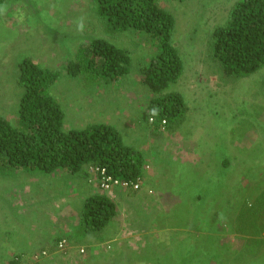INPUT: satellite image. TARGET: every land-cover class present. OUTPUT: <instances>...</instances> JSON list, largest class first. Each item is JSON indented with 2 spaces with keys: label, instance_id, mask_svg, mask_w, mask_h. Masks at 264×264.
<instances>
[{
  "label": "rangeland",
  "instance_id": "obj_1",
  "mask_svg": "<svg viewBox=\"0 0 264 264\" xmlns=\"http://www.w3.org/2000/svg\"><path fill=\"white\" fill-rule=\"evenodd\" d=\"M238 1L160 0L162 7L175 14L173 44L186 68L170 91H181L189 108L178 132H165L164 137V132L145 123L143 115L153 93L136 74L159 52L150 34L109 35L92 0H9L0 5V14L7 17L2 24L5 28H0V116L16 124L24 92L16 81L18 65L32 57L40 66L63 74L51 93L62 106L66 127L100 122L111 114L124 142L140 152L144 149V159L151 161L145 164L148 170H160V188L147 189L138 197L129 192L125 200L123 192L118 193L122 189L115 192L119 211L103 232L108 240L94 249L92 243L82 244L89 253L98 252L101 259L91 263L75 257L69 264H101L113 254L123 257V264H250L254 259L248 254L257 244V254H264V231L239 233L232 227L244 202L255 200L264 190V66L247 76L227 77L209 56L215 29L228 23L230 9ZM98 35L130 52L135 73L115 85L85 88L82 80L67 72L66 65L82 41ZM91 109L96 112L89 113ZM25 171L38 173L30 168ZM40 174L51 185L46 174ZM15 178L14 170L0 168V192L11 190L14 183L10 181ZM86 178L88 192L97 193ZM79 183L75 179L69 190L75 193ZM160 193L163 198L158 197ZM198 194L202 203H198ZM82 198L69 199V210L80 214ZM44 214L34 208L24 213L27 219L35 217V223ZM16 220L21 222L17 216ZM75 235L81 237L82 231L76 229ZM117 238L112 249H107L105 243ZM209 242L218 250L211 253ZM228 248L231 256L223 260ZM127 255L138 258L128 260Z\"/></svg>",
  "mask_w": 264,
  "mask_h": 264
},
{
  "label": "trees",
  "instance_id": "obj_2",
  "mask_svg": "<svg viewBox=\"0 0 264 264\" xmlns=\"http://www.w3.org/2000/svg\"><path fill=\"white\" fill-rule=\"evenodd\" d=\"M5 1L9 0H0V5ZM92 2L109 35L145 32L155 40L159 52L136 73L153 93L145 117L158 122L165 120L169 132L180 129L189 108L181 91H170L186 70L181 54L173 44L174 12L162 7L160 0ZM87 39L77 46L66 65L67 72L82 80L85 88L115 85L134 72L127 49L99 35ZM209 56L227 77L247 76L264 66V0H239L232 6L228 23L214 31ZM18 69L16 81L24 88L19 118L13 124L0 116L1 169L13 171L27 167L44 173L61 170L71 174L84 173L87 177L88 167L99 166L110 176L124 181H136L144 176L146 163L142 152L126 145L114 126L106 123L88 124L82 128L65 126V113L51 93L53 85L63 75L60 71L44 68L29 56L19 63ZM200 196L197 195L198 203L204 200ZM255 197V200H246L237 218L232 220L233 229L239 233L248 229L250 233L264 231V190ZM118 211V205L111 197L105 194L90 196L82 204L79 214L77 230L82 231L80 236L97 234L103 238L100 242L105 241L102 234L118 216ZM214 245L209 242L211 253L218 250ZM254 248L256 250L248 254L254 259L250 264H264V254H257L260 251L258 244ZM237 251L242 252L241 248ZM127 256L128 260L138 258ZM230 256L228 248L222 259ZM212 257L219 258L220 255ZM118 258L113 254L104 260V264H123V257ZM20 260L21 257L14 258L8 264H20Z\"/></svg>",
  "mask_w": 264,
  "mask_h": 264
},
{
  "label": "crops",
  "instance_id": "obj_3",
  "mask_svg": "<svg viewBox=\"0 0 264 264\" xmlns=\"http://www.w3.org/2000/svg\"><path fill=\"white\" fill-rule=\"evenodd\" d=\"M6 20L7 17L0 14V28H5L2 24H6ZM91 103L93 102L91 101ZM91 103H89L90 106H92ZM147 110L148 109L145 110L143 115L145 123H149V125L158 128L160 132H164L162 137L168 135L165 132H168L169 135L173 133L176 134V132H178L179 129L175 132H169L167 125L165 129H162L160 122L158 121L151 122L150 119L145 117ZM91 112L96 111L91 109L89 113ZM104 115L105 114L103 113L102 116ZM102 116L98 114L97 117ZM93 123L110 124L119 130L116 125L115 117H113L111 114L110 116L106 114L105 118H102L100 122L94 120L89 124ZM82 127L84 126L75 128ZM126 145L129 144L126 143ZM140 150L143 152L144 149L141 148ZM145 161L146 164L148 162L151 163L150 160H146V156ZM154 161V163H157L156 160ZM26 169L28 168L24 167L14 170L15 174H17V178L10 181L11 183H14L13 188L7 192H0V202L5 203L2 205L0 204V226L3 227V229L0 228V264H8L14 258H19L22 256L31 257L32 255L39 254L42 251L49 252L50 256L43 258L40 264H69V260L75 259L76 257L77 246H83L82 244H86L88 241H91L92 244L90 247H92V249L98 248V246L101 244L100 241L103 239L100 238L101 235L92 234L90 236L83 237L85 239L82 237L80 239L77 238L75 232L79 224V214L74 209L69 210V207H67L69 199H73L72 201L76 202L77 198L81 200V198L84 196L82 198L83 203L90 196L97 194H91L88 192L91 188L89 187L90 185L87 181L86 175L84 173L71 174L66 171H54L53 173L43 172L46 174L47 179L51 184L48 185L47 182L42 181V175L40 174L42 171L37 170L38 173L35 171L28 173L25 171ZM157 173L160 174V170L156 172L153 169H145L143 176L144 181L142 182V188L140 190L134 191L126 189L118 191V193L123 192L122 194L125 200L128 199L127 195H130L129 192H131L134 197H138L146 194L147 189L150 190V188L155 187L160 188V185H157L158 180L160 179ZM75 179L79 180L80 183L78 186L76 185L77 191L74 193V191L69 190L68 185ZM59 190H62L60 194L57 193ZM116 191L117 189L114 190L113 193L116 194ZM108 196L112 199L118 200L117 194L114 196ZM158 197L163 198L162 193H160ZM48 200H50L49 203L47 202ZM121 201L122 200L119 198L118 202L120 205L122 204ZM75 202H73L72 205H75ZM143 205H147V203L143 202ZM28 208L45 211V214L38 218V223L36 221L37 224L35 223V217H32V219H27V217L24 215V213H26V209ZM16 216L19 220H21V222L16 220ZM102 235L104 236V234ZM62 239H67L68 241V254H64L63 252L59 253L58 250L56 251L58 243ZM104 239L108 240L106 237ZM97 255L98 252H92L91 254L89 253L88 249L86 256L83 258H85V260L88 259V261L93 263L97 261V259L99 261L100 255ZM104 260L106 259L104 258L101 264H104Z\"/></svg>",
  "mask_w": 264,
  "mask_h": 264
},
{
  "label": "built area",
  "instance_id": "obj_4",
  "mask_svg": "<svg viewBox=\"0 0 264 264\" xmlns=\"http://www.w3.org/2000/svg\"><path fill=\"white\" fill-rule=\"evenodd\" d=\"M150 121L152 122L153 119L150 118ZM162 129H165L166 126V121L162 120L161 121ZM145 169H149V167H144ZM87 176L89 178V181L91 183H94L95 187L97 188V194H101V195H113L114 196V190L116 189H122V190H126V189H130V190H134V191H138L141 189L142 187V182L144 181L143 176L139 177L136 181H124V180H120L118 178H114L112 176H110L106 169L103 167H99V166H90L87 168ZM149 193H152V191H150ZM119 238L108 241L107 243H105V246L107 249H112V247L114 246L113 243L118 242ZM69 244L67 239H62L59 243L58 246L56 248V251L58 250V252H63L64 254H68L69 253ZM87 253V249L85 246H77L76 247V258L78 260H83L86 256ZM50 253L47 251H42L39 254H34L31 257H27V256H22L21 260H20V264H40L41 260L45 257H49Z\"/></svg>",
  "mask_w": 264,
  "mask_h": 264
},
{
  "label": "clouds",
  "instance_id": "obj_5",
  "mask_svg": "<svg viewBox=\"0 0 264 264\" xmlns=\"http://www.w3.org/2000/svg\"><path fill=\"white\" fill-rule=\"evenodd\" d=\"M80 29L82 30L83 29V24H80ZM156 113V110L154 109L153 110V114H155ZM160 124H162L161 122H160ZM166 125H167V123H166ZM166 127V126H165ZM142 188V187H141ZM86 249H87V247H86Z\"/></svg>",
  "mask_w": 264,
  "mask_h": 264
}]
</instances>
